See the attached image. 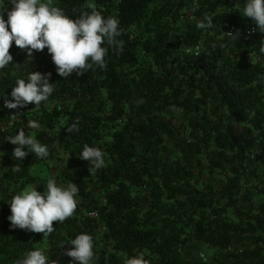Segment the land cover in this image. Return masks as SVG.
<instances>
[{
    "label": "trees",
    "instance_id": "1",
    "mask_svg": "<svg viewBox=\"0 0 264 264\" xmlns=\"http://www.w3.org/2000/svg\"><path fill=\"white\" fill-rule=\"evenodd\" d=\"M245 3L54 0L73 18L95 4L122 29L106 69L68 79L47 48L30 58L13 41L0 106L31 71L51 73L54 92L46 106L0 108V264L37 248L49 264H69L72 245H60L84 232L95 238L93 264L141 252L146 264H264V33L242 16ZM206 16L214 27L198 29ZM21 128L48 146L47 159L12 157L6 138ZM84 144L100 147L107 166L90 172ZM50 177L77 184L74 215L49 236L10 229L7 201L34 185L43 192Z\"/></svg>",
    "mask_w": 264,
    "mask_h": 264
},
{
    "label": "clouds",
    "instance_id": "2",
    "mask_svg": "<svg viewBox=\"0 0 264 264\" xmlns=\"http://www.w3.org/2000/svg\"><path fill=\"white\" fill-rule=\"evenodd\" d=\"M11 5V8L8 5ZM90 11H84L73 18L58 6L54 0H0V70L13 64L10 48L15 45L27 52L31 58L34 51L47 48L56 66L57 74L69 78L73 74L84 76L94 65L106 69L105 57L108 47L120 46L122 35L120 21L113 16H104L95 4L89 5ZM244 17L250 18L258 30L264 33V0H246L240 8ZM5 12L7 19L4 18ZM198 29L214 27L211 17H204L196 23ZM259 52L264 54V40L260 41ZM51 73L31 71L26 78H17L11 87V99H4L0 108L20 109L29 104L39 108L45 106L54 92L50 82ZM79 120L74 121L68 131H79ZM28 128L39 129L35 120L28 122ZM15 148L12 157L22 161L29 153L37 159L49 157L48 146L42 144L32 134H26L23 128L18 133L6 138ZM88 161L90 172L107 166L104 152L98 146L84 144L78 154ZM43 192L34 185L11 197L9 201L11 214L7 217L10 229H22L49 236L54 231V221L63 223L72 217L78 206L79 188L76 183H58L54 177L47 179ZM57 223V224H58ZM69 243L72 247L62 255L70 257L69 264H93L96 258L95 238L84 232L74 239L62 242L64 248ZM46 249L28 251L15 264H49ZM123 264H146L145 255L141 252L125 257Z\"/></svg>",
    "mask_w": 264,
    "mask_h": 264
},
{
    "label": "built area",
    "instance_id": "3",
    "mask_svg": "<svg viewBox=\"0 0 264 264\" xmlns=\"http://www.w3.org/2000/svg\"><path fill=\"white\" fill-rule=\"evenodd\" d=\"M224 25H225L226 30H227L226 31L227 32V35L234 36L236 34V29H235V26L234 25H231V24H229L227 22ZM250 33H252V30L251 29H248L247 30V34H250Z\"/></svg>",
    "mask_w": 264,
    "mask_h": 264
}]
</instances>
